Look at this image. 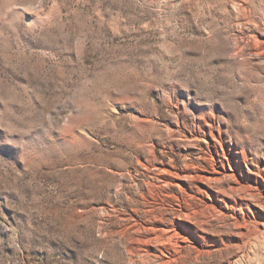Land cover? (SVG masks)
Returning <instances> with one entry per match:
<instances>
[{"label": "rangeland", "instance_id": "374dc122", "mask_svg": "<svg viewBox=\"0 0 264 264\" xmlns=\"http://www.w3.org/2000/svg\"><path fill=\"white\" fill-rule=\"evenodd\" d=\"M183 173L177 264H264V0H0V264H138Z\"/></svg>", "mask_w": 264, "mask_h": 264}, {"label": "bare ground", "instance_id": "6f19581e", "mask_svg": "<svg viewBox=\"0 0 264 264\" xmlns=\"http://www.w3.org/2000/svg\"><path fill=\"white\" fill-rule=\"evenodd\" d=\"M225 176L226 174L223 173L221 175L214 174V176H208L206 179L208 181L219 182L223 180ZM175 177L176 181L173 182L169 179L162 180L163 185L169 186L171 183L180 193L176 195V199H178L179 202L178 207L174 208V217H172L169 222L165 214L161 213V218H159V216V219H151L143 216V218H137L131 215V219L125 224V229L131 234L129 241L136 243L135 246H131L128 251L131 257H137L138 264H177V251H181L182 248L184 251V249L187 250L189 247H193V249H196L202 254V248L208 241L207 236L204 234V228H200L198 223L195 222L196 216L195 212H193L194 210L192 211L183 200L184 196L195 198V193L189 192L185 183V181H189L195 176L183 173ZM191 235L196 239L192 241L193 246L188 243ZM179 240L181 241L180 243H178ZM159 242L163 244L160 246ZM176 245L179 246L178 250ZM148 249H152L151 251L154 252L161 251L160 253L164 250V252L166 251L167 253H163L164 256L153 254L155 256L151 258L148 255Z\"/></svg>", "mask_w": 264, "mask_h": 264}]
</instances>
